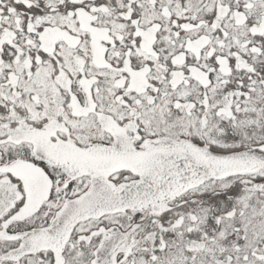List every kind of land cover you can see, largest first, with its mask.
<instances>
[{"label": "snow or ice", "instance_id": "6c2138e0", "mask_svg": "<svg viewBox=\"0 0 264 264\" xmlns=\"http://www.w3.org/2000/svg\"><path fill=\"white\" fill-rule=\"evenodd\" d=\"M0 264H264V0H0Z\"/></svg>", "mask_w": 264, "mask_h": 264}]
</instances>
